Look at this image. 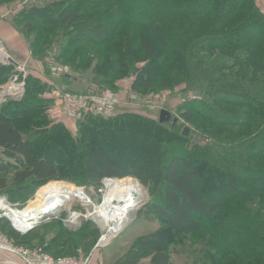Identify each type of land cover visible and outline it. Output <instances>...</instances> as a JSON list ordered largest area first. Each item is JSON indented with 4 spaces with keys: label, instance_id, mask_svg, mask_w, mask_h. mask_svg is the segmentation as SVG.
<instances>
[{
    "label": "trees",
    "instance_id": "trees-1",
    "mask_svg": "<svg viewBox=\"0 0 264 264\" xmlns=\"http://www.w3.org/2000/svg\"><path fill=\"white\" fill-rule=\"evenodd\" d=\"M3 1L0 10L10 6ZM142 1L157 8L145 23L132 19L138 0H44L15 10L12 23L28 40L32 58L51 54L70 67L75 80L86 76L97 86L118 91L121 79L133 75L131 88L138 97L175 94L181 98L179 117L193 128L189 135L211 139L190 145L189 136L177 127L179 118L173 122L172 116L160 122L158 115L150 124L184 143L161 160V178L148 206L162 226L137 236L123 264H140L145 257L149 264H168V245L186 232L197 234L204 245L193 264H264V149L255 151L264 144V12L256 0H205L207 6L198 10L196 0ZM91 48H101V55ZM12 69L0 65V84ZM43 75L56 83L48 72ZM62 77L69 82L73 75ZM43 80L29 74L23 97L0 103V195L22 206L50 181L98 187L103 178L127 175L149 189L155 186L156 176L143 162L126 169L92 150L84 158L82 177L70 169L64 173L63 164L45 156L47 147L55 145L47 140L54 133L57 143L81 147L94 123H117L132 114L87 115L74 120L79 122L75 135L66 120L52 118L56 96L45 92L49 83ZM190 89L201 98L188 100ZM208 171L222 173L229 190L209 194ZM244 172L253 177L239 176ZM52 223H40L24 235L4 222L0 228L16 243L41 246L52 256L75 255L78 248L91 252L96 230L83 223L74 232L60 218ZM158 238L159 247L153 245Z\"/></svg>",
    "mask_w": 264,
    "mask_h": 264
},
{
    "label": "rangeland",
    "instance_id": "rangeland-1",
    "mask_svg": "<svg viewBox=\"0 0 264 264\" xmlns=\"http://www.w3.org/2000/svg\"><path fill=\"white\" fill-rule=\"evenodd\" d=\"M25 0H20L16 3H12V0H6L4 3L10 4L7 9H4L9 12L8 15L2 19L0 18V36L3 37L12 31L13 23L12 18L14 16L15 10L25 6L27 3H24ZM44 1V0H42ZM41 1V2H42ZM137 1V0H136ZM258 6L260 9L264 12V2L261 0H256ZM30 4V3H28ZM34 4V3H32ZM138 7L134 13V16L132 17L133 20H138L140 23H145L147 19L157 11L156 3L151 2L150 4L144 3L142 0H138ZM207 6V3L205 0H196L194 4V8L196 10L201 9L203 7ZM1 11V10H0ZM2 12V13H4ZM14 28V27H13ZM15 30V29H14ZM21 35V34H20ZM23 36V35H21ZM25 38V37H24ZM27 40V39H26ZM28 41V40H27ZM86 42V41H84ZM29 44V42H28ZM87 44V43H86ZM94 52L100 51L101 55V48H91ZM30 52V51H29ZM44 58L37 59L32 58L30 60L29 66V74H33L34 76L42 77L44 82L47 84H51V86L48 84L47 90L45 91L48 93L51 91L50 96H56L54 108L52 109V118L59 119V120H66L68 129L75 135L78 134V123L75 122L72 119H65V117L62 115L60 111V89L61 87H58V85L55 83L53 84L50 81H46V77L43 76L38 70H34L31 68V65L35 62L36 66L38 67L39 62H44ZM34 66V65H32ZM40 69L41 71L45 70L47 73L44 63H40ZM70 74H73V72L70 70ZM77 76V75H76ZM78 79L76 83H73V87L65 86L67 89L72 90H78V91H84L87 89V87H90L91 85H96L95 83L89 82L91 80H88L89 78L84 76L82 79L77 76ZM76 77V78H77ZM62 81L63 84H69L70 82L65 81L64 79L59 80L58 82ZM134 81V76H125L121 79L120 87L117 89H122V93L127 94L128 92L132 91V83ZM61 83V82H60ZM124 86H123V85ZM79 89H74V88ZM45 93V94H46ZM188 96V97H187ZM177 97V99H175ZM186 97L188 100H194V99H200L201 96L198 92V90L190 89L188 90ZM137 104L134 105H128V106H120L118 108V113L121 112H129L132 114V117L122 119L119 122L110 123L107 125H96L93 124L92 127H89L86 130V136L88 137V141L84 146L81 147H65L63 144H59L56 142L55 138L53 136L55 133L51 136V138L47 139L49 141H52L55 143V145L51 144L47 147V152H45V149L41 147L39 149L40 154L42 152H45V156L47 157H55L58 162L63 164V169H65L64 173L69 174V169L72 170V174L74 176H77L79 173L80 175L84 172V158L86 156H89V152L92 150H95L96 153L103 154L107 159L112 161L114 164H116L119 167H123L126 169L134 168L139 164L140 162L146 163V167H148L151 171V174L155 175V186L151 189L144 186L140 183V181L134 177L127 175L124 178L117 180H122L125 182H130L135 184L141 191L143 197L141 200L137 203V206L129 212V216L132 219L122 230H118L117 234L111 235V240L107 244H101L96 246L97 242L99 241V238H101V235L103 232H105V228L100 227L98 225L97 220H95L92 216H90V212L95 210V208H100L101 205L104 204V199L109 195L108 190L102 186V183L100 186H89V185H81L77 186L75 183H72L70 181L66 180H57V181H50L47 184L41 186L34 194V196L29 199L26 203L29 204L33 200L36 199V195L38 191L48 185L49 183L58 182L54 184V186H59L61 184L59 183H68L72 185V187L75 188H83L84 194L86 196L85 199H82L80 197H73L69 199L68 203L64 206V208H61L56 212V215L48 214L50 217L47 222H45L47 225L49 223H52L53 221H56L58 218L62 221V224L69 228L71 231H77L78 229L83 226V223H86V227L89 228L91 231H97V233L93 234V238H95V244L94 246L89 250L92 251L94 248V252H97L100 248L101 253L103 255H107L110 258V263H114L117 259H119L128 249L129 245L133 241V239L140 235L145 234L148 232H151L155 230L156 228L162 226L160 222H157L152 218V214L150 212V209L148 208L149 204L155 199V189L156 185L159 183V180L161 178V174L158 172L160 168V163L163 158L166 156L172 154L174 149H179L183 145L184 141H178L173 139L172 137H169L165 134L163 130H159L156 127L151 126L150 124L155 123L158 121V115L159 111L161 109H167L171 113V116L173 118H176L180 124L177 126L178 128H187V134H184V136H189V142L191 144H206L210 143L211 139L209 137H202L198 134H192L190 136L189 134L192 133L193 128L188 125V123H185L180 117L179 112L177 110V106L179 101H181V98L178 99V96L174 95H168V94H162L158 98L152 99L148 97L139 96L137 100H133ZM8 115H11L10 113H7ZM137 119V120H136ZM169 124L164 125V127L169 126ZM60 133L59 131H56ZM183 132V131H182ZM46 140V141H47ZM175 140V141H174ZM45 147V143L43 144ZM38 146V144H37ZM65 147V148H64ZM51 148V150L49 149ZM61 148H64L63 150ZM48 149L50 150L48 152ZM264 149L263 148H256L255 151H260ZM74 163L75 166H74ZM66 164H69L71 168H67L68 166ZM225 169H221L222 173H227ZM218 173L216 171L215 173L208 171V179L207 184L205 185V189L208 191L209 194H213L214 191L223 190L222 187L226 188V190H229L230 183L226 180L227 178L222 174ZM222 174L223 178L221 179L219 176ZM243 175L246 178L253 177V173L251 172H244ZM83 177V175H82ZM116 179V178H115ZM104 180V178L102 179ZM101 180V182H102ZM83 181V180H82ZM107 192V193H106ZM115 195L114 193L111 194V196ZM19 205L21 207L25 206ZM29 206V205H27ZM26 206V207H27ZM25 207V208H26ZM24 210V209H23ZM22 210V211H23ZM69 212H75L80 214L78 219L75 221L76 223H70L71 225H68V223L64 222L65 218L68 216ZM54 213V212H53ZM47 218V215H45L42 219ZM62 218V219H61ZM56 219V220H55ZM97 222V223H96ZM42 222V224H45ZM41 224V225H42ZM78 224V227L74 229L73 225ZM111 224V223H109ZM39 225V224H38ZM53 225V223L51 224ZM40 226V225H39ZM98 236V237H97ZM97 237V238H96ZM110 238V237H109ZM176 240L175 242H171L168 245V251L167 254L169 255V262L168 264H193L195 260L202 254V251L204 249L203 242L200 238H198L197 234L186 232L185 234L177 237L174 236L173 238ZM161 239L158 238L157 241L153 243L154 246H160ZM96 246V247H95ZM82 247V246H81ZM81 250L82 255H88L89 253H84V251H87V248H78ZM150 258L145 257L141 259L140 264H147L149 262ZM89 264H91L89 260ZM117 264H123V261H119Z\"/></svg>",
    "mask_w": 264,
    "mask_h": 264
},
{
    "label": "built area",
    "instance_id": "built-area-1",
    "mask_svg": "<svg viewBox=\"0 0 264 264\" xmlns=\"http://www.w3.org/2000/svg\"><path fill=\"white\" fill-rule=\"evenodd\" d=\"M41 1L25 0L23 4ZM4 11H0V18L2 19L9 13L8 11ZM30 60V52L23 61L17 60L8 51L4 38L0 36V65L13 66L7 80L3 84H0V103L8 98L20 100L23 97L26 91V78L29 75L28 65ZM40 63H44L46 71L53 79L62 78L65 74H70V67L56 60L51 54L44 58V62H39V66ZM138 98L137 94L132 91L124 95L122 91H115L97 85H91L84 91H72L62 86L60 89V111L66 119L72 120H79L90 114L107 118L113 116L120 106L137 104L133 100H137ZM27 203L21 207L17 203L10 202L6 196L0 195V224L4 222L15 232L24 235L33 230L38 224L49 220V216L45 219H42V216L24 218V220L17 219L16 214H20L28 205ZM78 215L80 216V214ZM68 216L64 222L68 223V225L76 223L75 221L78 218L75 221L68 222ZM73 226L75 229L78 227V224ZM105 234L106 232L102 233L96 246L107 244L111 240L112 236L108 240H104L103 236ZM91 255L92 251L84 256L81 250L78 249L75 255L52 256L41 246L28 247L16 243L0 228V264H89Z\"/></svg>",
    "mask_w": 264,
    "mask_h": 264
},
{
    "label": "bare ground",
    "instance_id": "bare-ground-1",
    "mask_svg": "<svg viewBox=\"0 0 264 264\" xmlns=\"http://www.w3.org/2000/svg\"><path fill=\"white\" fill-rule=\"evenodd\" d=\"M101 183L108 190L109 195L104 199V204L100 208H95L90 212V216L97 220L98 223H96L100 227L105 228L106 234L103 239L108 240L111 235L119 229L122 230L132 220L129 212L137 206L143 195L135 184L117 180V178H104ZM113 193L115 195L111 196ZM73 197L85 199L83 188L46 185L38 191L36 199L29 203V206L24 208L20 214H16V217L24 220V218L34 216L43 218L48 214L56 215V212L64 208L69 199ZM78 216L77 213L70 212L68 222L75 221Z\"/></svg>",
    "mask_w": 264,
    "mask_h": 264
},
{
    "label": "crops",
    "instance_id": "crops-1",
    "mask_svg": "<svg viewBox=\"0 0 264 264\" xmlns=\"http://www.w3.org/2000/svg\"><path fill=\"white\" fill-rule=\"evenodd\" d=\"M1 11H4V10H1ZM11 28H12V31H10L9 34L3 36V38L5 40V44L7 46L8 51L12 54V56H14L17 60L23 61L25 59V57L29 54V51H30L28 41L23 36H21L19 33H17L13 27H11ZM32 65H34V66H32ZM32 65H31V68H33L34 70L35 69L38 70L41 74L45 73V71H41L39 64H38V67L36 66L35 62ZM73 78H71L69 80V82L71 81L69 84L68 83L63 84L62 81H60L61 83L58 82L59 80L63 79V77L55 79V81H56V84L59 85V87H61V86L73 87V85H75L73 83L78 82L75 80L74 76H73ZM74 89H79V88L77 87ZM70 90H72V89H70ZM72 91H78V90H72ZM140 235H142V234H140ZM134 239H133V241H134ZM101 250L102 249L98 250V252H95L94 257L91 260V264H117L119 261H123L121 259L123 258L124 254L119 259H117L114 263L113 262L110 263L111 257L107 258V255L105 256L101 253ZM147 264H149V263L147 262Z\"/></svg>",
    "mask_w": 264,
    "mask_h": 264
},
{
    "label": "water",
    "instance_id": "water-1",
    "mask_svg": "<svg viewBox=\"0 0 264 264\" xmlns=\"http://www.w3.org/2000/svg\"><path fill=\"white\" fill-rule=\"evenodd\" d=\"M66 76H70V75H66ZM171 119V114L168 110L166 109H161L159 111V121L160 122H163V121H168ZM173 122H177V119L176 118H173ZM183 134H187V128H184L183 130Z\"/></svg>",
    "mask_w": 264,
    "mask_h": 264
}]
</instances>
